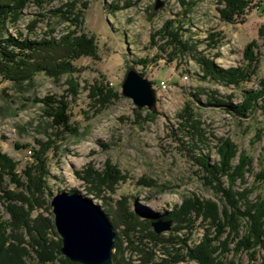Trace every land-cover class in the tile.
I'll list each match as a JSON object with an SVG mask.
<instances>
[{
    "label": "rangeland",
    "instance_id": "1",
    "mask_svg": "<svg viewBox=\"0 0 264 264\" xmlns=\"http://www.w3.org/2000/svg\"><path fill=\"white\" fill-rule=\"evenodd\" d=\"M158 1L160 4L155 7ZM185 1L189 3L183 6L181 0H50L41 5L28 0L16 26H8L11 35L17 28L30 38L50 35L58 38L68 31L78 35L83 30L92 34L97 44L95 57L82 56L73 62L76 71L71 76L58 79L38 73L27 92L16 91L0 77V151L17 162L16 172L21 180L24 168L33 160L25 145L38 148L37 142L46 145L47 137L52 138L45 152L46 187L51 196L46 193L39 200L33 199L34 208L29 213L30 224H36L39 216V222H51L52 229H47L51 246H61V239L53 224L50 200L62 190L79 192L100 205L115 231L114 248L118 249L113 252L125 260L137 262L141 255L138 248L159 253L161 245L176 232L179 238L188 237L190 244L198 242L208 223L196 216L192 206L197 201L223 198L212 186L218 182L203 177V168L196 159L202 158V162L206 159V164L214 167L225 141L236 149L232 165L241 154L249 158L248 170L242 180L234 181L232 190L250 191L247 193L250 202L262 194V180L257 176L264 173V28L262 33L259 31L264 26V12L258 6L261 3L264 6V0H251L245 13L233 23L220 19L217 8L222 4L216 0ZM70 2L75 3V10L69 9ZM84 2L85 8L81 5ZM188 6L191 9L185 12ZM57 8L65 11L63 15L69 19L81 10L78 19L82 25L61 21L60 13L53 11ZM167 19L177 20L183 38L196 44L197 51L212 59L217 67L245 66V46L254 42L253 54L258 59L254 73L238 87L227 86L204 78L191 53L167 62L166 52H159L150 38ZM209 32L218 33L220 40L215 48L206 45ZM139 58L146 63L131 62ZM130 63L155 90L156 101L151 108L138 107L120 92ZM72 81L76 83V94L69 91ZM98 83L119 92L104 108L91 88ZM249 90H259L261 94L245 116L228 109L225 104L241 103L243 91ZM49 94L66 96L70 122L78 126L80 137L49 135L51 129L42 105L33 100ZM217 100L221 105L216 104ZM141 180L149 185L139 183ZM4 184L6 190L21 191L9 179ZM228 185L227 176H222L220 186ZM9 202L0 192V217L6 222L7 232L27 247L32 238L22 224L12 221L6 211ZM182 206L190 208L186 215L175 219L162 217ZM129 212L150 222L156 218L171 220L170 228L156 233L162 238L157 245L150 235L154 232L151 223L138 225L128 239L124 216ZM229 246L233 248V243ZM30 254L32 257H28L26 264H38L33 252ZM232 255L231 252L229 258ZM246 263L243 252L235 255V264ZM177 264L197 263L185 260Z\"/></svg>",
    "mask_w": 264,
    "mask_h": 264
},
{
    "label": "trees",
    "instance_id": "2",
    "mask_svg": "<svg viewBox=\"0 0 264 264\" xmlns=\"http://www.w3.org/2000/svg\"><path fill=\"white\" fill-rule=\"evenodd\" d=\"M27 1L0 0V77L11 83L16 91L20 92L29 91L34 82V77L38 73L58 79L63 75L71 76L76 71L73 64L76 59L82 56L95 57L97 52L94 36L83 30H80L81 33L78 35L74 34L75 31H68L58 38L52 35L30 38L28 35H24L21 30L15 28V34L11 35L8 32V26H16V21ZM44 1L50 0H35L40 5ZM216 1L222 4L221 7L217 8L220 19L228 23H233L237 18H241L251 2V0ZM181 3L184 6L189 2L181 0ZM190 3L195 2L190 1ZM261 4L258 7L264 12V6H261ZM67 5L70 6L69 9L71 8V10L76 8L74 2ZM81 5L85 8L87 3L84 2ZM130 5L131 3L126 4L127 7ZM190 7L188 6L185 12L190 10ZM53 11L60 13L61 21L70 20L72 24L82 25V20L78 19L81 10H78L73 19L64 16L65 11L63 12L61 8ZM178 23L177 20L167 19L150 36L151 44H157L159 52H166L167 62H172L181 55L191 53L195 63L202 70L204 78L208 77L220 81L227 86L238 87L240 83L248 80L251 74L254 73L258 60L253 54L254 42L245 46L243 52L246 60L245 66L221 68L217 67L212 59L200 54L196 49V44L192 43L190 39L183 38ZM263 28L264 26L259 30L261 33ZM52 31L53 29H50V32ZM207 36L206 45L213 48L217 47L220 40L218 33L209 32ZM154 37H157V40ZM217 53L214 54L217 55ZM131 62L134 65L146 63L141 58ZM141 74L143 75V73ZM91 88H93L100 107L103 108L111 103L112 98L116 99L119 95L116 89L107 84L98 83ZM69 91L76 94L75 82H70ZM243 92L244 98L241 103L236 105L225 104L228 105L229 110L239 116H245V111L253 105V101L261 94L259 90ZM33 100L40 102L42 105L43 113L49 121L48 127L51 129L49 135L68 134L77 138L81 136L78 126L70 122V106L66 96L56 97L49 94L42 98H33ZM216 104L221 105V102L217 100ZM187 119L185 121L189 122ZM51 141L52 138L49 136L46 145L40 142H37L38 148L25 145V147H28L30 157L33 160L23 170L24 180H21L17 175V162L0 151V192L4 194L6 200H10L6 206V211L11 215L12 221L22 224L32 238L27 247L22 246L21 241L15 235H10L7 232L6 222L0 217V264H26L28 257H32L31 252L34 254L33 259L38 264H76L61 255L59 244L51 246L47 236V229H52L50 221L41 223L39 222L41 216H39L35 220L36 224H30L29 213L34 208L33 201L39 200L46 193L51 196L49 189L46 187L48 167L45 156ZM219 151L221 157L214 164V167H209L206 164V159L204 162H202V158L196 159V162H199L203 168V177L207 181L213 179L218 182L212 186L223 198V200L215 201L210 199L197 201V204L192 206L196 216H201L202 221L208 223L201 239L190 244L188 237L179 238V234L176 232L170 239L171 241L167 240L165 244L161 245L162 248H159V253L148 248H138L141 255L137 258V262H133L118 257L114 251L110 264H177L185 260L195 261L197 264H235V255L239 252L246 255V264H264V173L257 176V179L262 180V194L259 195L257 200L250 202L247 199V193L250 191L246 189L241 192L232 190L234 181L238 178L242 180L243 174L248 170V156L241 154L237 163L232 165V161L236 156L235 147L230 142L225 141ZM108 175L109 173L106 177ZM222 176H227L229 180L227 187L220 186ZM6 179H9L15 185V188H19L21 191L16 193L13 190H6L4 186ZM142 182L149 185L148 182L142 180L139 183ZM189 210L190 208L182 206V208L167 211L162 217L175 219L186 215ZM124 219L128 226V239H131L130 235L138 225L143 227L150 225V221L140 219L134 212L126 213ZM242 221H244L243 225ZM180 227L179 229H181ZM150 235L155 241V245L162 240L153 231L150 232ZM230 243H233V248H230ZM115 247H117L116 240ZM231 252L233 255L229 258Z\"/></svg>",
    "mask_w": 264,
    "mask_h": 264
},
{
    "label": "water",
    "instance_id": "3",
    "mask_svg": "<svg viewBox=\"0 0 264 264\" xmlns=\"http://www.w3.org/2000/svg\"><path fill=\"white\" fill-rule=\"evenodd\" d=\"M159 4L158 1L155 7ZM120 87L121 94L131 98L138 107L151 108L155 104L151 82L132 63L127 67ZM50 205L53 224L61 239L62 255L80 264L111 262L115 231L99 204L79 192L62 190L52 195ZM170 222L156 218L150 223L154 232L160 233L170 228Z\"/></svg>",
    "mask_w": 264,
    "mask_h": 264
},
{
    "label": "built area",
    "instance_id": "4",
    "mask_svg": "<svg viewBox=\"0 0 264 264\" xmlns=\"http://www.w3.org/2000/svg\"><path fill=\"white\" fill-rule=\"evenodd\" d=\"M161 84H164V82L161 81Z\"/></svg>",
    "mask_w": 264,
    "mask_h": 264
}]
</instances>
